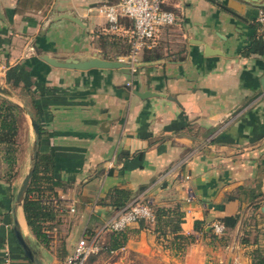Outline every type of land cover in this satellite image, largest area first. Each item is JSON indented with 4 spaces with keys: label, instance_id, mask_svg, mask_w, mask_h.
I'll list each match as a JSON object with an SVG mask.
<instances>
[{
    "label": "crops",
    "instance_id": "obj_1",
    "mask_svg": "<svg viewBox=\"0 0 264 264\" xmlns=\"http://www.w3.org/2000/svg\"><path fill=\"white\" fill-rule=\"evenodd\" d=\"M115 1L0 0V86L26 108V91L32 94L38 151L54 161L51 182L40 183L53 212L42 222L48 244L26 226L42 261L62 264L80 238L97 235L98 243L117 209L118 188L127 192L125 206L137 196L152 207L179 206L181 233L195 238L181 262L195 264L214 221L241 219L254 204L264 215V0H166L176 20L139 51L135 70L68 69L43 60L127 62V35L107 31L97 10ZM134 90L156 95L141 98ZM7 164L0 143V250L7 245L13 264H31L12 233L15 182ZM195 220L203 231L194 230ZM124 231L125 245L113 253L173 258L154 221Z\"/></svg>",
    "mask_w": 264,
    "mask_h": 264
},
{
    "label": "trees",
    "instance_id": "obj_2",
    "mask_svg": "<svg viewBox=\"0 0 264 264\" xmlns=\"http://www.w3.org/2000/svg\"><path fill=\"white\" fill-rule=\"evenodd\" d=\"M124 19V18H122ZM121 19V21H122ZM115 50L123 51V47L119 44L110 45ZM154 57H158V54H154ZM29 95V103L27 102V109L31 113L38 124L37 109L33 102L32 94L26 91ZM32 97V98H31ZM22 110L14 102L7 98L0 97V143L3 146L6 161L10 166L16 161V147L15 137L18 133V114ZM40 133V125H39ZM54 167V161L51 155L43 154L38 151L36 157L35 168L33 174L29 180L26 194L24 197V217L28 227L35 238L42 244H48L49 238L45 231L43 221L53 218L52 209L49 205L44 204L42 201V189L41 182H51L52 170ZM115 195L114 205L117 210L125 207L128 201L127 192L122 189H113ZM258 205L254 204L252 207L255 209ZM154 211V231L157 237L171 238L170 247L175 252H182L183 247L188 242V239L192 236L184 235L181 233V222L184 216L183 211L180 210L179 206L167 207V206H153ZM240 219V214L224 216L221 221L226 228H234ZM145 221L141 219L139 222L141 226H145ZM149 222V221H147ZM194 230L203 231L201 227V220L194 221ZM211 230L207 231L210 232ZM126 242L125 232H112L109 236V250H116L124 245ZM17 244V243H16ZM18 246V245H17ZM19 247V246H18ZM20 248V247H19ZM252 264H264V254L259 249H254L252 255Z\"/></svg>",
    "mask_w": 264,
    "mask_h": 264
},
{
    "label": "rangeland",
    "instance_id": "obj_3",
    "mask_svg": "<svg viewBox=\"0 0 264 264\" xmlns=\"http://www.w3.org/2000/svg\"><path fill=\"white\" fill-rule=\"evenodd\" d=\"M31 140L32 131L29 119L21 111L18 114V133L15 137L16 161L12 166L7 164L9 179L13 178L15 182L13 193H16L23 176L28 170ZM252 208H249L246 215L239 219L234 228H226L222 234H215L212 230L206 233L202 237L206 244L204 258L197 259L195 264H252L251 255L254 249H259L264 254V215L262 213L255 214V210ZM243 211L244 209H242ZM24 229L27 231L25 226ZM111 233L112 231H103L101 234L104 236L99 235L96 251L87 257L84 264H183L181 262L184 254L183 250L191 242H195L194 237L188 239L179 254L170 247V237H157L163 248L169 251L170 256H173L171 260H167L159 255L141 256L131 249L128 251L119 249L117 253H113L109 250V236Z\"/></svg>",
    "mask_w": 264,
    "mask_h": 264
},
{
    "label": "built area",
    "instance_id": "obj_4",
    "mask_svg": "<svg viewBox=\"0 0 264 264\" xmlns=\"http://www.w3.org/2000/svg\"><path fill=\"white\" fill-rule=\"evenodd\" d=\"M165 2L166 0H116L113 3H102L97 7L98 12L107 21V31L127 35L130 42L127 62L131 64L133 70L136 69L133 63L138 61L139 51L153 46L160 30L163 27L172 25L176 20L175 13L164 8ZM122 18L130 21L128 27L122 24ZM263 20L264 16L260 11L259 21ZM71 210L73 209L71 208ZM141 219L153 221L154 211L150 203L137 196L124 208L115 211L101 226L100 232H121ZM210 229L215 234H222L226 227L221 221L217 220L210 225ZM88 238H80L62 264H84L87 257L96 251L98 247L97 235ZM0 264H13L12 255L7 245H3L0 250Z\"/></svg>",
    "mask_w": 264,
    "mask_h": 264
},
{
    "label": "water",
    "instance_id": "obj_5",
    "mask_svg": "<svg viewBox=\"0 0 264 264\" xmlns=\"http://www.w3.org/2000/svg\"><path fill=\"white\" fill-rule=\"evenodd\" d=\"M42 58L44 61H46L48 64L52 66L68 68V69L88 70L92 68L111 69V68H119V67H131V64L129 62H124L118 59L117 60L105 59L100 56H93L87 59L70 58L63 61L57 60L48 55H43ZM138 65H139L138 61L133 63V66L135 68ZM133 92L134 94L138 95L141 98H146L149 96L156 95V93L149 91L139 92L134 90ZM0 95L14 102L17 106L20 107V109L27 115L29 119L30 128L32 131L31 150L29 154L30 163L28 166V170L23 176L16 193L13 194V203L11 207L12 233L17 245L20 247L21 251L23 252L25 257L29 260L31 264H45L42 261V252L38 243L30 236V232L27 229L28 225L26 226L27 223H25V225H23L22 223L24 218V210H23L24 197L26 194L29 180L35 168L36 157L38 153V145L40 139L39 124L35 119V117L31 113H29L26 106L20 103L19 101H17L14 95L12 94V92L8 88L0 86ZM24 226L26 227L27 231H25Z\"/></svg>",
    "mask_w": 264,
    "mask_h": 264
}]
</instances>
